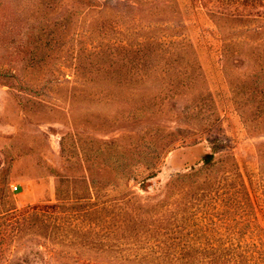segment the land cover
Wrapping results in <instances>:
<instances>
[{"label": "rangeland", "instance_id": "1", "mask_svg": "<svg viewBox=\"0 0 264 264\" xmlns=\"http://www.w3.org/2000/svg\"><path fill=\"white\" fill-rule=\"evenodd\" d=\"M0 264H264V0H0Z\"/></svg>", "mask_w": 264, "mask_h": 264}, {"label": "built area", "instance_id": "2", "mask_svg": "<svg viewBox=\"0 0 264 264\" xmlns=\"http://www.w3.org/2000/svg\"><path fill=\"white\" fill-rule=\"evenodd\" d=\"M12 189H13V191H17L18 190V186H13Z\"/></svg>", "mask_w": 264, "mask_h": 264}]
</instances>
